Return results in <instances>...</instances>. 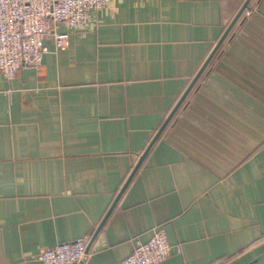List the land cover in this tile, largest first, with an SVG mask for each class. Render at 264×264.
I'll list each match as a JSON object with an SVG mask.
<instances>
[{
	"label": "crops",
	"instance_id": "0c3cea01",
	"mask_svg": "<svg viewBox=\"0 0 264 264\" xmlns=\"http://www.w3.org/2000/svg\"><path fill=\"white\" fill-rule=\"evenodd\" d=\"M111 0L57 22L39 68L0 73V264L102 225L79 264H117L164 226L153 264H243L264 250V0ZM180 245V251L176 250Z\"/></svg>",
	"mask_w": 264,
	"mask_h": 264
},
{
	"label": "built area",
	"instance_id": "2783aa9c",
	"mask_svg": "<svg viewBox=\"0 0 264 264\" xmlns=\"http://www.w3.org/2000/svg\"><path fill=\"white\" fill-rule=\"evenodd\" d=\"M111 0H0V73L12 78L22 67L39 68L47 50L43 37L52 32L54 49L68 45L69 32L56 31L57 22L81 28L91 15ZM92 231L71 240L43 247L38 253L42 264H79ZM164 226L157 225L145 239H136L117 264H153L171 251ZM180 251V245L176 244Z\"/></svg>",
	"mask_w": 264,
	"mask_h": 264
},
{
	"label": "water",
	"instance_id": "95a60500",
	"mask_svg": "<svg viewBox=\"0 0 264 264\" xmlns=\"http://www.w3.org/2000/svg\"><path fill=\"white\" fill-rule=\"evenodd\" d=\"M247 2H248V0H245L243 2V4L238 9V11L234 15V17L228 23V25L224 29L223 33L220 35V37L216 41V43L214 44V46L212 47V49L210 50V52L208 53V55L206 56V58L204 59V61L202 62V64L198 68V70L196 71V73L194 74V76L192 77V79L189 82V84L187 85V87L184 89V91L182 92V94L180 95V97L177 99V101L175 102V104L173 105V107L171 108V110L169 111V113L167 114L166 118L160 124V126L158 127V129L154 133L153 137L151 138V140L149 141V143L147 144V146L145 147V149L143 150V152L139 155L136 163L134 164L133 168L131 169L130 173L128 174L127 178L125 179V181L123 182V184L121 185V187L119 188L117 194L115 195V197H114L111 205L109 206L108 210L106 211V214H105L104 217L107 216V214L109 213V211L111 210V208L115 204L116 200L118 199V197L120 196V194L124 190L125 186L127 185L128 181L130 180L132 174L134 173V171L137 169V167L141 163V161H142L143 157L145 156L147 150L150 148V146L152 145V143L154 142V140L156 139V137L159 135V133L164 128V126L166 125V123L168 122V120L171 118V116L173 115L174 111L180 105V103L183 100V98L185 97L186 93L191 88L192 84L194 83V81L196 80V78L199 76V74L201 73V71L203 70V68L205 67V65L207 64V62L209 61V59L211 58V56L213 55V53L215 52V50L217 49V47L219 46V44L221 43V41L223 40V38L226 36V34L228 33L229 29L232 27V25L235 22V20L237 19L238 15L241 13V11L244 9V7L247 6ZM101 225H102V221H101V223H99V225L97 226L96 230L94 231V233L92 235V238L96 234L97 230L100 228ZM91 239H90V241H91ZM89 244L90 243H88L87 246H86V249L84 251L83 257L81 258V261H82V259L84 258V255L87 252V249L89 247ZM243 264H264V250L262 252H260L259 254L255 255L254 257H252L251 259H249L248 261H246Z\"/></svg>",
	"mask_w": 264,
	"mask_h": 264
}]
</instances>
